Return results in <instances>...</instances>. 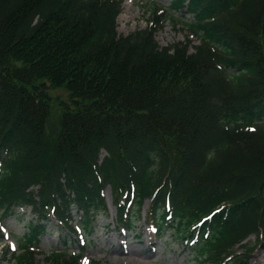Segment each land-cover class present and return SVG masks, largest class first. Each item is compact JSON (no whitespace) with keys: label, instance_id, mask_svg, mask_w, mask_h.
<instances>
[{"label":"trees","instance_id":"obj_1","mask_svg":"<svg viewBox=\"0 0 264 264\" xmlns=\"http://www.w3.org/2000/svg\"><path fill=\"white\" fill-rule=\"evenodd\" d=\"M169 2L122 35V0H0V222L20 206L35 217L5 250L13 264H38L51 216L80 234L73 207L87 243L107 185L118 227L144 219L198 264L264 248V0ZM177 12L189 34L160 46Z\"/></svg>","mask_w":264,"mask_h":264},{"label":"rangeland","instance_id":"obj_2","mask_svg":"<svg viewBox=\"0 0 264 264\" xmlns=\"http://www.w3.org/2000/svg\"><path fill=\"white\" fill-rule=\"evenodd\" d=\"M169 3V0H123L116 21L118 33L127 35L135 30L145 28L153 19L152 5L169 13L172 12L167 8ZM173 16L175 17L174 22L166 15L155 33V39L160 46L185 41L189 34L180 21L185 18L189 19L188 15L177 12ZM191 38V44L198 43L196 38ZM189 49L192 50V47ZM58 93L66 92L58 91ZM56 111L57 108L53 109V112ZM105 197L110 208L109 215L101 213L96 217L93 233L82 247L81 264H198L185 242L176 240L172 233L155 235L151 226L142 220L134 224L130 230L116 226V211L111 202L108 185L105 189ZM147 204L148 201H145L143 209L147 207ZM73 215L74 220H77L74 209ZM31 216L30 207H21L15 208L14 213L3 220L5 237L0 239V264H13L12 254L6 255L5 250L9 244L12 249L17 248ZM47 227L48 232L41 239L35 256V261L38 264L45 262L44 253L51 250L60 249L71 253L79 251L81 244L78 238L58 225L54 219L49 220ZM250 238H253V235ZM248 264H264V249L257 248Z\"/></svg>","mask_w":264,"mask_h":264}]
</instances>
